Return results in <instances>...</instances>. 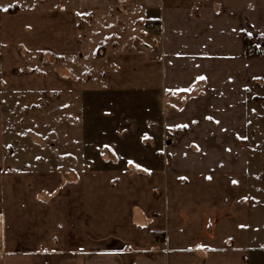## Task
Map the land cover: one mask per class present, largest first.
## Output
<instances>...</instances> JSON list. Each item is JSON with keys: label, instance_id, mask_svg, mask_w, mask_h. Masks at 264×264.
Returning <instances> with one entry per match:
<instances>
[{"label": "crops", "instance_id": "obj_1", "mask_svg": "<svg viewBox=\"0 0 264 264\" xmlns=\"http://www.w3.org/2000/svg\"><path fill=\"white\" fill-rule=\"evenodd\" d=\"M110 2L0 0V264H259L264 236L251 230L240 142L264 86V0H133L145 41L99 53L98 91L145 95L144 148L118 142L145 162L9 166L2 94L46 88L18 73L20 54L84 57L79 17L102 16ZM73 72L50 81L87 90Z\"/></svg>", "mask_w": 264, "mask_h": 264}, {"label": "rangeland", "instance_id": "obj_2", "mask_svg": "<svg viewBox=\"0 0 264 264\" xmlns=\"http://www.w3.org/2000/svg\"><path fill=\"white\" fill-rule=\"evenodd\" d=\"M131 3L133 0H111L104 15L79 17L82 58H57L42 52L20 54L23 63L18 73L41 77L46 88L40 91L12 88L2 94L3 146L11 168L61 169L86 161L91 169H97L102 166L101 159H119L124 163L130 158L145 162V151L129 152L118 145V142L141 143L144 148L145 95L98 91L99 53L113 44H121L122 50H133L137 40L145 41L147 26L134 22L136 15ZM66 68L74 70L75 80L80 83L83 80L88 89L76 92L67 90L65 85L56 89L50 80L65 76ZM13 83L17 85L16 81ZM111 143L117 146L116 154H105L104 145ZM240 145L250 161L249 210L251 230L257 240L258 236H264V86L257 87L251 95L248 134ZM260 251L263 253L259 264H264V248Z\"/></svg>", "mask_w": 264, "mask_h": 264}, {"label": "snow or ice", "instance_id": "obj_3", "mask_svg": "<svg viewBox=\"0 0 264 264\" xmlns=\"http://www.w3.org/2000/svg\"><path fill=\"white\" fill-rule=\"evenodd\" d=\"M198 79H204V77L201 76V77H198ZM256 79H259V77H256ZM207 119L211 120L212 117H207ZM177 127H186V125H177ZM145 138H147V137H145ZM128 163H129L130 165H134V167H136L137 169H141V168H142V165H141V164H137V163H135V162L132 161V160H129ZM142 170L145 171V172L150 171V170L147 169V168H143ZM233 183H234V184H235V183H238V181H235V180H234ZM242 227H243V226H242ZM197 247L199 248V247H204V246H202V245H198Z\"/></svg>", "mask_w": 264, "mask_h": 264}, {"label": "built area", "instance_id": "obj_4", "mask_svg": "<svg viewBox=\"0 0 264 264\" xmlns=\"http://www.w3.org/2000/svg\"><path fill=\"white\" fill-rule=\"evenodd\" d=\"M247 49H248V51H249L250 53H254V52H255V48H253V47H251V46H248Z\"/></svg>", "mask_w": 264, "mask_h": 264}]
</instances>
